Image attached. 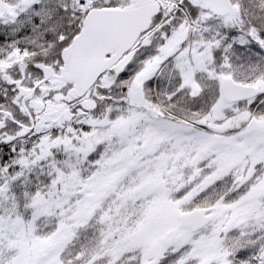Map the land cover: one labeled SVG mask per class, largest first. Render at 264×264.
Here are the masks:
<instances>
[{
  "label": "snow or ice",
  "instance_id": "obj_1",
  "mask_svg": "<svg viewBox=\"0 0 264 264\" xmlns=\"http://www.w3.org/2000/svg\"><path fill=\"white\" fill-rule=\"evenodd\" d=\"M0 264H264V0H0Z\"/></svg>",
  "mask_w": 264,
  "mask_h": 264
}]
</instances>
